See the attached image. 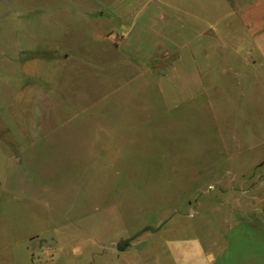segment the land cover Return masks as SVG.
<instances>
[{"label":"rangeland","instance_id":"1","mask_svg":"<svg viewBox=\"0 0 264 264\" xmlns=\"http://www.w3.org/2000/svg\"><path fill=\"white\" fill-rule=\"evenodd\" d=\"M203 3L0 0V23L31 24L33 37L42 34L37 26L49 25L67 57L91 56L96 63L74 60L76 72H64L65 110L17 146L20 162L10 163L0 144V249L44 234L39 246L48 247L51 261L56 242L66 253L57 264H75L79 248L83 258L102 255L105 264H119L123 253L142 247L144 236L156 240L172 225L173 231L208 229L206 219H230L234 198L241 206L261 198L231 159L252 151L250 136L261 132L262 122L264 132V92L251 96L244 80L222 69L237 60L214 41L235 46L242 33H204L194 19ZM9 38L1 32L0 39ZM38 64L29 67L36 79L50 70ZM10 95L3 93L0 107L6 122ZM253 157L264 164V148ZM162 223L122 254L115 250L120 239Z\"/></svg>","mask_w":264,"mask_h":264},{"label":"crops","instance_id":"2","mask_svg":"<svg viewBox=\"0 0 264 264\" xmlns=\"http://www.w3.org/2000/svg\"><path fill=\"white\" fill-rule=\"evenodd\" d=\"M228 18L235 23L223 21ZM194 19L204 26L202 29L204 33L208 31L242 33L240 38L235 39L237 40L235 46L233 40L224 43L225 40L217 38L218 40L214 41L217 48L229 47L231 55L237 60V63H221L222 69L226 73L229 70L233 71L240 82L244 80L240 85L246 86L251 96L256 89L261 95L264 92V0H204L199 14ZM47 26V29L44 24L37 26L36 32L42 34L33 37L31 31L35 28L31 24L15 23L9 26L7 22L0 23V34L5 31V33L10 32L12 36L10 40H7V35L6 40L0 39V107L3 93H10L11 98L15 97L11 104L12 109L9 108L13 112H9L12 114L6 117L9 122L0 119V127H2L0 133L3 134V138L0 134V144L6 145L10 163L20 162L17 147L19 144H27L33 132L43 133L46 127L53 124V117L55 115L59 117V109L65 110L64 72L68 70L70 73L76 72L70 66L75 63L74 60L96 65L91 56H76L72 57L73 59L67 57L66 45L51 40L49 25ZM20 37L23 40L16 41L15 38L20 39ZM40 62L47 67L49 65L50 70L48 67L46 72L38 73L42 76L36 79L34 74L30 73L29 67L34 64L39 65ZM40 79L47 80L49 84ZM61 87L62 91H60ZM250 100L249 102L253 104V100ZM250 111L256 112L254 108ZM250 123L251 121H247L244 124L249 126ZM260 125L259 128L263 132V122ZM261 132L256 131L251 134L250 142L253 144L251 152L241 153L231 159L235 173L247 177L246 182L250 185V190L254 193L261 192V198L246 200V205H242L244 210L240 205L241 200L234 198L230 202L232 206L230 219H206L209 224L208 229L184 226L182 231H173L176 226L172 225L160 231L156 240L151 241L144 236L140 241L142 246L140 249L124 255L123 252L129 248L130 243L121 252L123 256L119 264H264V164H259L262 162L259 157H257L258 161L253 157V154H258L260 149L263 151L264 148V132ZM256 207H260V210H256ZM254 212L257 217L254 216ZM45 236L30 233L25 236L21 247L0 249V264H51L56 261V264L59 263L61 254L65 256L66 253H61L56 242L55 257L51 261L48 247L39 246V241L42 245ZM33 240H36L35 248H33ZM76 252L75 264H105V257L102 255L91 254L83 258L80 248Z\"/></svg>","mask_w":264,"mask_h":264},{"label":"water","instance_id":"3","mask_svg":"<svg viewBox=\"0 0 264 264\" xmlns=\"http://www.w3.org/2000/svg\"><path fill=\"white\" fill-rule=\"evenodd\" d=\"M164 223H162L161 225H159L156 228H151L149 226H145L144 228H142L141 230L135 232L132 236L126 238V239H120L116 244H115V250L119 253L123 252L132 241H134L135 239H137L138 237H140L143 233L145 232H150V233H155L157 231L160 230V228L162 227Z\"/></svg>","mask_w":264,"mask_h":264}]
</instances>
